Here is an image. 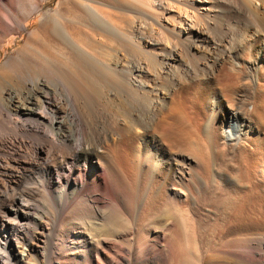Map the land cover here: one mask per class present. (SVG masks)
<instances>
[{
  "label": "bare ground",
  "instance_id": "bare-ground-1",
  "mask_svg": "<svg viewBox=\"0 0 264 264\" xmlns=\"http://www.w3.org/2000/svg\"><path fill=\"white\" fill-rule=\"evenodd\" d=\"M110 1L102 0L100 4L110 7ZM240 1L250 11L245 22L259 24V30L264 32V0ZM122 2L131 8L139 2L149 9L165 8L170 12L174 6L159 5L156 0ZM176 2L173 3L178 18L173 19L183 28L188 19L190 29L185 31L190 34L198 24V13L187 7L186 0L184 7ZM61 4L54 14L44 15L37 28L38 38L26 46L27 55L44 66L50 79L31 81L23 90L9 91L5 98L0 95V264H116L117 258L124 260L121 264H154L161 260L168 263L172 253L163 254L159 248L160 233H155L145 245L138 235L132 247L122 243V239L133 229L139 234L145 221L170 228V208L162 215L159 208L166 200L171 205L178 194L189 200L191 189L218 200V221L208 229L206 245L221 254L222 264H264V259L255 256L264 254V83L260 82L251 93L250 111L235 105L223 110L227 128L221 138L240 150L244 165L239 167V178L224 177L216 182L210 175L211 166L204 161L201 174L207 177L202 183L193 178L188 187L182 177L178 176L182 181L175 178L173 167L166 166L161 172L154 166V174L149 175L146 163L150 149L145 133L167 144L192 137L178 116L183 113L181 104L176 100L169 104L166 96L160 97L159 104L154 103L157 90L147 79L138 78L150 73L147 63L138 62L132 80L125 82L120 77L122 68L115 62L105 56L95 60L94 50L93 58L86 54L84 45L88 44L87 39L91 43L90 37L95 39V34L86 40L84 35L89 31L96 33L98 24L91 26L100 19L112 21L113 12L99 8L92 0H64ZM147 25L151 36L156 30L151 23ZM11 29L9 25L4 27V31ZM144 39L147 44H158ZM236 39L233 48L244 42L240 36ZM173 49L164 56L177 59ZM253 49L260 52L256 44ZM235 73L226 69L225 83L215 85L228 93ZM261 79L264 81V76ZM196 83L197 94L213 92L206 79L199 78ZM129 104L140 107L141 112L130 115L126 109ZM96 107L104 112L106 126L115 135L106 134L107 130L103 131L96 122ZM165 107L167 112L163 115ZM176 171L183 176L181 169ZM236 233L240 235L226 238ZM175 235L179 237L178 233Z\"/></svg>",
  "mask_w": 264,
  "mask_h": 264
},
{
  "label": "rangeland",
  "instance_id": "rangeland-1",
  "mask_svg": "<svg viewBox=\"0 0 264 264\" xmlns=\"http://www.w3.org/2000/svg\"><path fill=\"white\" fill-rule=\"evenodd\" d=\"M63 1L0 0V69L1 67H8L2 69L0 73V95L2 97L4 95L3 98L6 97L9 91L23 90L24 87L33 81L41 83L50 79V75L44 66L27 55L26 46L32 39L38 38L37 28L39 21L43 17L54 14L62 6L61 3ZM101 1L92 0V3L94 5L99 4V8L110 11V14L113 12L115 16L110 15L112 16L110 19L114 21L101 22L100 19V22L97 21L98 23L96 22L95 25L91 26L95 28L96 24H100L94 29L96 33H93V31V34H90L91 31H87L88 35L86 33H84L86 35L80 34L82 35L81 37L83 35V38L86 37L85 40L87 36L95 34L93 36L95 37V39L93 38L95 42L89 36L91 43L87 39L86 43L88 44L84 45L86 51L88 50L86 54L89 53L88 55H92V58L95 55V60L105 56L113 64L115 62L117 67L122 68L121 73L123 75L120 74V77L125 82L132 80V73L138 62L143 63V65L147 63L150 73H145L143 78L139 76L138 78L140 80L147 79L157 90L154 98L155 102H153L159 104L161 101L160 97L165 96L171 105L173 100L179 102L183 113L178 116L181 121L183 120L182 125L189 129L192 134L191 138L187 136L182 141H174L167 144L162 143L155 135L150 136L145 133L144 137L148 141L150 149V159L146 163L147 167H149V175L154 174V166L161 168V172L165 171L166 166L173 167L175 169V178L180 179L178 176L182 177L183 182L188 187L190 180L193 178H197L196 180L202 183L207 177L201 174L202 170L200 168L202 163L206 162L211 166L212 173L210 175L216 182L224 177L239 178V167L244 165L239 155L240 150L238 148L233 149L221 138L223 129L227 128V123L222 118L223 110L235 105L239 106L240 109L250 111L251 104L249 101L253 97L254 89L258 87L257 85L260 82V84L264 83L263 79H261L264 76V32L259 30V24L245 22L250 12L247 5L240 0H186L187 7L198 13L197 16L199 17L197 19L198 24L188 34V30L185 31V29H190L188 25L190 21L187 19L188 23L183 28L174 20L178 17H176L177 12L174 9L176 4L173 2H181L180 5L183 4L184 7L183 0H156V4L158 2L159 5L164 4L165 7L168 4L174 5L173 7L169 6L172 10L171 12L165 8L161 9L162 12L160 8L158 10L149 9L140 5L139 2L136 5L140 6H136L134 3L136 7L131 8L128 7L127 2H122L124 0L121 1L122 3L111 0V3L108 2L110 5L107 4L110 7H106V4L103 5V3H101L103 5L101 6ZM117 3L121 5L117 6ZM180 16L184 18L183 13H180ZM148 23L149 25L151 23V27L154 30L163 31L164 34H157L156 31H153L150 33L152 35L149 36L150 28L147 25ZM103 24H105V27L103 26L102 28ZM7 25L12 27L9 32L4 31V27ZM106 27H109L108 30H105L107 29ZM99 29H101V32ZM102 30L105 32H102ZM97 31L101 37H99ZM101 34L106 36L103 38ZM145 34H148V37ZM186 34L190 36L187 37ZM236 36H240V39H244V42L233 48L232 45L237 43ZM99 38L103 43L106 41V44L103 45L98 40ZM144 38H150L151 43H158L157 46L147 44ZM89 43L90 46H87ZM97 43L99 44L97 45ZM254 44L260 49L259 53L253 49ZM196 45H198L197 48H195ZM97 46L99 47L97 48ZM171 49L177 53V59L170 60L164 56L168 51H172ZM91 51L94 55L91 54ZM6 69L8 71L4 72ZM226 69L236 72L233 80L231 79L232 89L228 93L222 92L218 87L220 83H225L223 75ZM235 69L238 70V74ZM199 78L206 79L208 86L213 92L207 91L208 93L206 94H197L196 82ZM113 94L114 92L111 91L110 95L114 96L113 98L115 99ZM126 107L132 116L141 112L140 107L131 106L130 104ZM99 109V107H96L94 113L96 122H98L100 127L103 126V131L107 130L105 131L106 134H110L109 136L115 135L111 128L106 126L105 115L102 114L104 112ZM166 112L167 109L165 107L163 115ZM136 117L134 119H137ZM136 125L140 126L139 119L136 120ZM103 131L101 130L102 133ZM141 132L139 131V133ZM10 150L8 149V151ZM176 168L183 171V176L176 171ZM190 193L191 196L187 201L178 194L172 198L171 205L169 202L167 204L166 200L159 208L160 215L162 213L165 214L169 208L171 209L168 210L171 212V221L173 223L170 228L165 226L164 228L160 223L145 221V225L143 223L140 230H138V232L140 231L139 234L133 229L132 232L122 239V243L125 242L124 244L132 247L135 236L138 235L142 237L140 242L142 245L149 244L153 235L160 233L159 248L163 250V254L168 253L171 256L170 253H172V256H175H173L175 259L169 256L170 263L167 260L168 263L164 262L165 264H171V261H173L172 264H222L223 258H220L221 254L218 253L217 255L216 251L206 245L208 229L212 228L218 221V200L210 198L208 195L200 194L201 192L199 195L194 189H191ZM127 219V222L130 221L129 218ZM152 224L155 226H152ZM147 226H150V228H147ZM176 233L179 234L178 238H176ZM40 234L41 231H39L37 238H39ZM239 235L240 233L230 234L226 238ZM164 247L165 249H163ZM255 256L260 260L264 259L263 253ZM210 257L215 259L212 260ZM117 259L116 264L124 263L121 258ZM164 263L161 260V262L154 264ZM27 264L34 263L29 262Z\"/></svg>",
  "mask_w": 264,
  "mask_h": 264
}]
</instances>
